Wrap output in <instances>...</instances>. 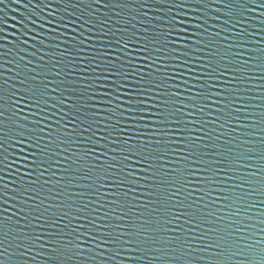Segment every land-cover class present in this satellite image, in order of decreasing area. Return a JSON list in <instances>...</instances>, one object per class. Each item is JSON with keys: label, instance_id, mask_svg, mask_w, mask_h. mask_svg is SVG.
Masks as SVG:
<instances>
[{"label": "snow or ice", "instance_id": "1", "mask_svg": "<svg viewBox=\"0 0 264 264\" xmlns=\"http://www.w3.org/2000/svg\"><path fill=\"white\" fill-rule=\"evenodd\" d=\"M108 2L96 0L101 7ZM222 2L228 18L214 23L204 11L213 7L206 0L145 3V19L157 23L135 32L119 26L112 32L109 21L71 13L42 23L31 16L14 20L22 43L38 41L36 29L43 27L57 37L61 53L52 68L30 69L19 88L0 73V109L11 113L0 111V190L21 192L18 202L26 206L19 213L0 208V233H18L24 255L46 248L79 259L98 247L102 258L115 250L119 264L121 250L138 254L156 237H183L191 248L206 214L205 197L210 203L242 200L244 185L234 177L243 161L225 153L206 129L216 122L213 113L222 118L226 108L242 110L241 79L248 78L252 59L242 51L246 13L235 10L243 4ZM114 6L123 5L114 0ZM154 7L162 11L149 18ZM261 8L254 0L252 11ZM61 60L67 63L61 66ZM57 185L56 199L46 202ZM217 191L221 195L213 196ZM10 199L18 198L0 191V204ZM105 203L118 205V214H101ZM140 204L148 215L134 211ZM69 225L74 235L60 236ZM85 225L89 230L81 231ZM207 231L212 234L201 232L199 242L219 257L229 240L245 245L230 232ZM6 251L0 247V254ZM231 256L241 264H264V255L246 260L234 250Z\"/></svg>", "mask_w": 264, "mask_h": 264}, {"label": "water", "instance_id": "2", "mask_svg": "<svg viewBox=\"0 0 264 264\" xmlns=\"http://www.w3.org/2000/svg\"><path fill=\"white\" fill-rule=\"evenodd\" d=\"M187 2L197 4L199 0H187ZM206 2L213 6L204 9L210 23H214L218 16L222 20L228 18L226 13L229 9L223 6L222 0H206ZM227 2L233 6L243 4L242 8L235 10L246 13L244 36L247 48L242 51L245 58L251 56L252 59L249 62L248 78L241 79L244 85L240 89L242 110L226 108L222 118L220 113H213V116L217 118L216 122L206 125V129L214 141H218L223 147L225 153L230 151L234 158L238 157L243 161V167L234 177L237 183L244 185L242 200L234 203L221 198L210 203L205 197L201 207L206 214L201 216L200 231L196 234L197 239L190 241L191 248L187 247L188 242L183 237L180 239L165 237L163 241L156 237L154 241L149 242L148 247L137 250L138 254L121 250L119 264H228L229 260L231 264H241L239 257L231 256L232 251H239V256L246 260L259 259L261 255H264V8L253 12L254 0H227ZM120 3L123 6H114V0H109L107 6L101 7L96 0H71V2L69 0H21V3H17L16 0H0V73L7 78L9 85L19 88L21 87L19 81L29 74L30 69L33 72H41L42 65L45 69H50L54 66L53 58L61 55L56 50L57 37L46 32L43 27L36 29L39 35L38 41L28 40L27 44L22 43L24 37L13 28V24L14 20L22 19L24 16H31L32 19L39 18L41 23L45 20L59 19L68 13L82 18L93 16L95 21H109L112 32L117 26L135 32L142 26L157 23V19H145L141 5L145 3L156 5L158 0H120ZM259 3L264 4V0H259ZM49 4L51 8L46 7ZM161 11L160 8L154 7L147 15L149 18H158ZM163 11L166 12V10ZM219 27L226 30L228 25L220 24ZM36 33L30 32L29 35ZM225 34L231 36V33L225 32ZM85 35L88 33L86 32ZM5 36L7 39H4ZM231 38L235 42V37ZM60 47L62 48L63 45ZM66 63L67 61H60L61 66ZM12 90L14 89H9V91ZM66 111L70 112L72 109H66ZM5 116L10 117V111H5ZM5 123L10 124V120ZM5 147L12 151L9 145L6 144ZM9 179H16V177L10 174ZM16 182L19 183L18 180ZM0 191H8L10 197L18 198L10 199L7 205L0 204V208L12 206L11 211L19 213L21 208L26 207L18 202L19 199H23L21 192H13L10 189ZM57 191L58 185L47 192L48 201L46 202L54 201ZM137 195L139 196V193ZM212 195L220 196L221 193L217 191ZM140 198L143 199V197ZM103 210L118 214V205L105 203L101 214ZM134 211H138L142 216L149 214L145 212L143 204L138 205ZM27 219L32 218L29 216ZM24 222L21 220L20 224L23 225ZM121 227H124V224H121ZM208 228H219L221 234L225 236L230 232L233 237L239 238L247 246L234 245L229 240V248L225 249L222 257H219L212 249L199 242L201 232L204 237L212 234L207 231ZM88 230L87 225L81 229L85 232ZM187 231L185 227V236ZM59 235L71 238L74 235L72 226L69 225ZM0 242H2L0 247L7 249L0 254V264H57L58 260H63L64 264H117L115 250L105 252L102 258L101 249L91 247L87 241L85 246L91 247V250L81 253L79 259L71 253L68 254L69 258L65 259L62 254L53 253L46 248L29 249L28 254L24 255L23 248L19 246L18 233L15 232H9L6 238L0 233ZM221 244L223 246V241ZM130 256L134 258L127 259Z\"/></svg>", "mask_w": 264, "mask_h": 264}]
</instances>
